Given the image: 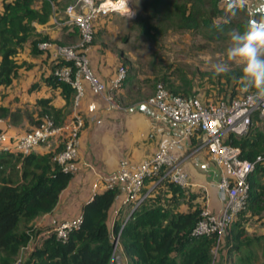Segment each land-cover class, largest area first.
<instances>
[{
  "label": "trees",
  "instance_id": "trees-1",
  "mask_svg": "<svg viewBox=\"0 0 264 264\" xmlns=\"http://www.w3.org/2000/svg\"><path fill=\"white\" fill-rule=\"evenodd\" d=\"M70 0H2L0 9V85L4 88L13 84L24 67L20 53L27 45L32 53L38 50V39H45L37 32L35 23H45L54 13L56 6H66ZM141 12L137 19L142 33L155 34L159 27L156 19L169 23L180 30H198L209 40L227 37L232 30H242L248 21L249 11L236 14L226 11L221 0H141ZM219 24L217 28L215 25ZM151 30L153 33H151ZM62 42V41H61ZM63 43V42H62ZM70 63L64 59L53 60L52 72L46 82L51 88H59L63 99L61 105L54 97H40L35 101L37 117L48 114L55 124L64 123L66 114L75 103L76 88L60 79L54 68ZM123 63V62H122ZM241 69L226 72L221 89L230 87L229 96L212 100H229L246 93L239 83ZM135 81L127 71L122 82ZM171 93L188 97L199 95L190 88L193 80L186 76L178 81L163 75L159 80ZM227 86V87H226ZM223 87V88H222ZM242 89L241 94L236 90ZM215 90V89H214ZM213 90V91H214ZM14 116L15 112L0 104V117ZM260 121L254 117L253 123ZM252 126V125H251ZM241 136L230 135L232 144L239 145L241 157L254 159L264 153V133L251 127ZM57 148H62V144ZM55 151L36 152L0 150V264H13L19 252L33 238L25 264H109L113 251V234L119 232L121 252L127 264H212L213 248L217 242L215 233L195 234L193 229L200 217L201 208L195 206L180 210V199L195 196L168 177L155 183L147 196L131 211L122 224L115 221L109 226V211L116 201L118 186L106 187L95 192L83 204L81 221L69 230L66 239L58 238L52 229L42 235L43 229L35 220L51 212L59 195L73 176L53 160ZM264 169L258 163L250 174V189L246 206L223 235L222 247L225 256L232 257V264H264L259 258V249L264 251V234H247L246 212H261L264 209V184L255 173ZM155 182L149 178L147 181ZM146 181V182H147ZM146 189L143 191L145 192ZM221 241V242H222Z\"/></svg>",
  "mask_w": 264,
  "mask_h": 264
},
{
  "label": "built area",
  "instance_id": "built-area-1",
  "mask_svg": "<svg viewBox=\"0 0 264 264\" xmlns=\"http://www.w3.org/2000/svg\"><path fill=\"white\" fill-rule=\"evenodd\" d=\"M221 1L225 5L224 0ZM117 12L133 14L132 0H71L64 7L65 16L60 22L68 30L78 29L80 39L71 45L59 43L54 45L53 60L64 59L73 62V64L64 63L56 66L54 73L76 88L75 101L81 95L83 78L88 80L96 91L103 93L108 101H112V90L117 88L127 75V68L123 63L120 64L109 85L92 72L87 56V49L93 39V22L99 15ZM52 44L50 41H40L38 46L40 49H47ZM249 96L250 93H244L229 100H204L200 95L188 97L173 94L158 82L150 101L158 109L160 116L182 122V131L169 136L151 156L135 166H129L125 160H120L117 170L100 177L101 181L96 180L93 189L97 190L100 182L104 183L105 188L119 187L122 193L120 206H129L128 214L122 220L123 224L131 211L147 196L148 192H142L147 179L153 178L154 183H157L168 177L181 186L189 184L188 173L182 166L180 153L191 137L197 135L201 139L200 146L204 147L209 157L222 167L217 186L224 192L225 200L218 213L203 207L193 232L215 233L217 242L214 248L217 247L228 227L246 206L250 174L258 163L264 164V153L257 154L254 159L243 158L240 146L232 144L229 140L230 135L246 134L254 117L264 119V106L253 107ZM82 125L83 118L78 113H75L70 121L61 124H55L51 116L45 114L38 125L15 137L14 140L0 128V150L28 153L41 142L56 136L61 137L63 147L54 152L53 160L63 170L75 173L81 166L78 146ZM80 221L81 215L66 219L52 230L58 238L66 239L69 230L78 226ZM118 242L119 232L113 234L114 248ZM33 244L32 238L31 249ZM13 264H20V261L15 260Z\"/></svg>",
  "mask_w": 264,
  "mask_h": 264
},
{
  "label": "crops",
  "instance_id": "crops-1",
  "mask_svg": "<svg viewBox=\"0 0 264 264\" xmlns=\"http://www.w3.org/2000/svg\"><path fill=\"white\" fill-rule=\"evenodd\" d=\"M256 3L258 0H249L247 8L249 12ZM64 7V4L56 6L47 22L35 23L37 32L42 36L49 37L53 44L47 49L37 47L38 50L35 54L40 55L32 57L35 59L33 64L36 66L34 75L31 79L25 80L18 94V97L28 102L27 104H30L31 108L22 109V111L17 109L19 107L16 108L12 98L6 101L0 100V104L6 105L10 111L16 113L14 116L1 117L2 121L0 122V128L5 130L12 140L34 126L32 118L37 117V112L34 110L37 98L53 96L56 105L63 103V99L59 95V88H51L46 82V78L53 70L54 45L61 41L70 45L78 41L75 29L68 30L60 22L65 16ZM1 8L2 0H0ZM98 37L99 35L87 49L89 65L95 75L110 85L118 66L122 64L121 55L114 46L107 45L105 39H98ZM24 49L20 53V59L27 60L28 58L29 60L30 54L33 53L28 46ZM21 70L22 68L19 70V74ZM17 79L18 77L10 86L15 85ZM33 84L35 86L32 87ZM141 86V82L137 79L133 82L125 80L112 90L113 99L108 101L103 93L96 91L90 85L88 80L82 79L81 95L64 120V123L70 121L75 113L80 114L83 118L78 146V159L81 166L78 171L73 173L68 185L60 193L54 209L35 220L36 225L43 229L42 235L48 233L61 221L81 215L83 204L89 201L95 192L105 189L104 183L100 182V189L98 186L97 190H94L93 183L96 180L101 181L100 177L116 171L120 160H125L129 166H135L151 156L169 136L182 131V122L160 116L158 109L150 101L153 94L148 92L141 94L143 91ZM0 89L6 88L0 85ZM20 107L22 106L20 105ZM59 144L63 145V140L56 136L35 145L33 151L42 153L55 151L60 147ZM200 145V137L194 135L180 153L182 166L188 173L189 184L185 186L188 189L187 194L193 193L195 196L190 199L186 195L179 203V208L186 210L190 205L193 208L198 206L201 209L207 207L212 212L218 213L225 200L224 192L217 186L222 167L213 161L206 149ZM254 175L259 177L260 182L264 184V169ZM154 186L153 180L145 182L144 185L148 193ZM121 196L122 193L118 195L110 208L108 218L110 227L113 222L118 219L123 220L128 214L129 206H120ZM250 213L252 212H246V216ZM256 213L259 215L258 218L262 219L264 209ZM259 223L261 224V222ZM245 225L248 232L251 226L252 229L257 230L255 234H264L263 224L258 227L247 222ZM221 253H225L224 248Z\"/></svg>",
  "mask_w": 264,
  "mask_h": 264
},
{
  "label": "rangeland",
  "instance_id": "rangeland-1",
  "mask_svg": "<svg viewBox=\"0 0 264 264\" xmlns=\"http://www.w3.org/2000/svg\"><path fill=\"white\" fill-rule=\"evenodd\" d=\"M140 2L141 0H132L134 12L131 15H123L119 12L99 15L93 22L92 42L99 35L98 39H105L104 41H106L107 45H112L117 49L124 66L131 73V77L133 76L135 80L137 79L141 82V90L143 89L141 94L142 92L143 94H146V92L154 94L156 85L165 74L174 81H178L180 75L191 78L193 80V85L190 88L191 92L192 88H194L204 100L229 96V86H226V90L225 88H219L221 87L219 83H224L225 73L217 75L213 67L218 62H227L229 63V71L241 69L239 64L228 62L226 59V49L230 44L229 34L222 39L209 40L198 30H180L171 25L169 26L168 22L162 23L156 19L152 21L157 27L160 26L158 31L153 29L155 34L151 36L144 34L137 23L139 15L142 14ZM74 31L76 34L79 33L76 28ZM151 33H153L152 30ZM77 39H80L79 34ZM38 40L39 42L50 41V38L46 37ZM59 44L69 45V43L61 42ZM24 50L26 52V49ZM39 55L33 53L30 54L29 60L28 58L27 60L25 59L26 61L22 59L25 61V65L20 71L15 85L10 86V88L0 89L1 101L12 98L11 100L16 104V108L19 107L17 109L31 108L30 104H27L28 102L18 97V94L25 80L31 79L34 75V70H36V66L33 64L35 59L32 57ZM241 92L242 89L236 90V93L241 94ZM255 126L264 133V119L252 123L251 127ZM98 189H100V185ZM145 189L146 187H143L142 192ZM179 201L182 202L183 199ZM258 217L257 213L252 212L246 217V223L248 222L258 227L263 224L264 229V216H261L262 219ZM249 228L248 233L250 235L257 233L256 229H252L251 226ZM222 244L223 241L214 248L212 264H232V257H226L224 253H221ZM120 250L121 244L118 242L117 246L113 248L109 264H127L128 259ZM30 251L31 241L22 248L16 257V261L18 260L20 264H25ZM259 258L261 261L264 260V251L262 249H259Z\"/></svg>",
  "mask_w": 264,
  "mask_h": 264
},
{
  "label": "clouds",
  "instance_id": "clouds-1",
  "mask_svg": "<svg viewBox=\"0 0 264 264\" xmlns=\"http://www.w3.org/2000/svg\"><path fill=\"white\" fill-rule=\"evenodd\" d=\"M224 3L226 11L233 15L249 6V0H224ZM249 17L242 30L229 32L226 59L241 66L239 83L250 93L252 106L257 107L264 106V0H258ZM213 67L217 75L229 71L227 62H218Z\"/></svg>",
  "mask_w": 264,
  "mask_h": 264
},
{
  "label": "water",
  "instance_id": "water-1",
  "mask_svg": "<svg viewBox=\"0 0 264 264\" xmlns=\"http://www.w3.org/2000/svg\"><path fill=\"white\" fill-rule=\"evenodd\" d=\"M121 14H123V15H127V13L126 12H120Z\"/></svg>",
  "mask_w": 264,
  "mask_h": 264
}]
</instances>
